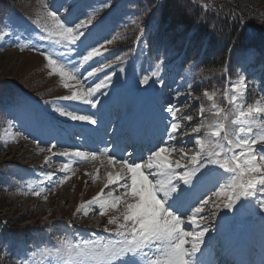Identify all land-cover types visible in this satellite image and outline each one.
Returning <instances> with one entry per match:
<instances>
[{
    "label": "rangeland",
    "instance_id": "374dc122",
    "mask_svg": "<svg viewBox=\"0 0 264 264\" xmlns=\"http://www.w3.org/2000/svg\"><path fill=\"white\" fill-rule=\"evenodd\" d=\"M68 1H70V3L73 2V15L71 17H68V19L71 20H75L77 16H79L80 20H86L89 15L93 14L94 9L99 10L102 6H104V0H50V2L49 0H21L20 3L26 9V13L29 14L31 21L24 19L23 17L18 16L15 13H8L4 17V21L0 29V32L3 33H14V35L8 36L5 39H0V77H4L7 79L23 77L25 84L34 83L35 88H43L41 94H39L40 98H42L40 106L43 107V110H39L33 113L32 110L33 107H36L35 104L33 102H26V109H23V107L25 106L24 105L20 106L16 110L17 114H14L13 111L10 113V115L15 116L8 122V125H6V129L4 130V132L1 133L2 142L8 143L9 146L7 147V150L5 152L0 154V162L6 161L7 163H9L12 166V171L15 174L23 177V179L27 183V190H21L22 192H20L15 197L13 203L3 207L0 210L1 239L3 240L4 245L14 248V253H17V255H19L18 258L21 261V264H24L25 261H27V264H96V262L92 260H88L87 262H85L84 260L81 261L80 259L77 260V257L74 255L72 256V258L66 257V251H64L63 249H61L60 252H55L49 242H46L42 246L40 245L37 249L36 245L39 244L37 242L41 238L37 240L38 237L35 235V232H32L34 235V239H32V241L35 243V245L32 242L33 247H31L22 239H11L7 231L2 233L1 230L6 228L8 231H12L17 227H24L25 225L29 227H35V225H38V223L47 220L51 216H53L54 218L62 216L63 220L60 221L61 224L57 225V227L61 231H69L71 233L72 230H74V232H72L74 233V235L78 234V232L82 234L86 230V227H83L81 225H74L75 227L70 226L69 224H67L68 221L66 222L67 217H72V211H76V209L81 204H85L92 209L98 208V205L87 204V202L92 200L96 194V190L94 191L92 188V183L96 184L97 178L99 176H104L106 179L99 180V183L103 184V182L105 183L107 181L108 173H112L113 175L115 174L112 172L113 166L109 167L108 163L99 162L96 164V166H94L97 168L95 173L84 175V172H81V174H76L72 179L68 178L67 180H64V182L61 184L60 181L65 176H68L67 174H65V172H63L62 175H58V173L55 171L53 172L52 169H43V166L40 168L42 162L45 160V157H47L45 155H48L49 153L37 151V145L26 143L27 145L24 146L21 143H17L16 141H14L15 139L11 138L15 136L14 129L21 121L20 118L25 116L23 120L26 123H30L31 120L34 119L35 115H38L40 113L43 114L42 116L45 119L49 120L54 116L55 118L57 117L55 119L53 127L50 128L51 136L57 137L58 134L61 133L60 126L62 124L60 122H62V120L64 119L70 120L69 118L60 115V113L56 110L58 107H66L68 110H76L77 114L111 115L113 113H116L121 115L123 113L122 115H124L125 112L129 110L128 108L124 107V103L127 102L125 105L127 107H130V104L135 105V99L127 100V97L119 98L117 95L113 94V89L118 90L117 87H121L120 85L126 82L128 73L130 71L133 72L131 85L136 87L137 84H142L144 87H146L147 90H145V92H147L148 94L154 93V91L156 92L155 87L163 81H165L168 85H172V89H174L175 91L174 93L178 94L179 91L177 90V80L181 79L183 81H186L188 78V76L186 77L181 73L178 67H173L172 70H169L165 69L163 64L161 63V70L157 75L155 83L153 84L151 81H149L147 84L142 83L145 78L149 77L151 72H155L156 67L153 65L158 62L148 61L145 56L144 42L140 41L138 43V46L136 45L137 41L135 44L132 43L133 39L136 36H141L140 30L142 31L144 26L151 25L153 23L152 18L149 17L148 5L145 4L138 6L139 2H142L141 0H108L109 7L107 8V11H110L104 17L100 16L103 12L100 13L98 11L96 13V19L93 20L92 25H89L91 34L94 32V36L92 37V39H90L89 37L87 41V44L90 47H96L98 45L97 43H99L100 40L107 41L99 45V47L101 45L104 46V48L102 49V55L94 57V59L87 65H78V61L81 59V56L77 55V53L86 54V50H90V47L88 49H85L84 46L81 45L78 41L77 45L71 46L76 48H72L73 51L72 53L68 54L67 60L70 61L69 67H71L72 65H76V70L80 74L85 73L87 75V72L90 71L92 67H102V71L96 73V75L93 77H89L91 82L93 83H99L104 79L105 75L111 76L112 79L110 82H108L107 88L102 89L97 95H95V100L99 101L96 108H91L90 106L84 105L81 102H68L60 100L59 97L63 95H69L70 91L63 88L58 75L49 74L50 69L47 67V62L41 55V52H56L58 54V57H64V55L66 54L64 50H57L59 47L63 48L64 45L58 46L56 43H54L57 37H53L51 40L47 41H40L39 35L46 34L41 31L42 25L44 23L43 17L45 14V9L43 6L45 4H53L55 8L60 7L59 9H61L62 5H64L65 2ZM91 4L93 6H90ZM69 6L70 4L67 7L62 8V11L64 12V15H66V17L68 16L67 9ZM50 10L56 12L58 11V9ZM81 12H83L84 14L80 15ZM37 19L40 20L39 25L34 23V21H36ZM76 22L78 23L79 20H76ZM95 24L99 25L98 30L97 28H95L94 30L92 29ZM49 25L51 26L50 21ZM101 26L104 27L103 32H101ZM96 30L97 32H95ZM17 36L21 38L17 40ZM94 37L97 38V41L96 43H91ZM108 41L111 42L108 43ZM21 45H27L23 51L19 50V47ZM148 46L150 52L155 56L158 52V50L156 49L157 45L156 47L153 44ZM246 55H248L249 58H247ZM254 57V55L252 56L250 55V53H246L237 60V65L235 66V74L233 78L227 82V85L225 87V92L227 91L229 92V95H231L233 84H238L240 82V78H244L243 84L241 85L242 97L235 102L236 104H242L243 107L237 109L234 103H230L227 115H224L227 119V131L229 132L235 131L233 127L235 124L233 123V121L244 119L238 115L239 112H243L248 118L247 120H245V123H250L251 117L260 115L255 111V109L257 107L264 108V64L261 71H259V68L262 64H258L257 66H253L251 68V64L256 62L254 61ZM105 64L109 65V67H103V65ZM175 64H177V61H175ZM213 76L214 75L211 73L204 74L203 71L198 70L195 72V85L198 86L201 80ZM71 82L75 81H69V83ZM44 86H46L48 89H45ZM129 88L131 87L128 86L127 89ZM126 92L127 94H131L132 91ZM188 92H190L189 94H187L188 101L183 103L184 100H181L177 104H174V108H179V111L182 112L183 115L182 119L178 116L176 120L180 125V129L182 130V132L176 134V138L184 135L186 136V140L189 141L188 135L192 134L190 140L195 141V138L198 137L199 132H194L193 129L200 127L201 130H203L211 125H215L218 119L216 115H213L212 113L214 112L213 109H216L217 111V108L213 107V99L209 100L204 96L205 91H200L199 94L194 92L195 96L192 95V92L190 90H188ZM225 92L224 97L227 101H229L225 96ZM174 93H166V95L171 96L174 95ZM140 95L141 94L137 93L134 96L139 97ZM196 99L199 101H203V99L209 101V105L206 107V109L207 113H210L211 115H202V113L199 112L201 108L204 107H195L196 104L193 103ZM21 100L22 98H19V101ZM140 100L143 101L142 109H150V111H152L160 107L159 105L157 106V104L159 103V100L157 101V96L143 95L142 97H140ZM257 101H259V104H257ZM134 105H132V107L130 108H133ZM190 107H192V109H190ZM164 109L165 107H163L161 111L162 114L166 115ZM49 115L52 116L50 117ZM175 115H179V113L176 111ZM200 115H202L201 118ZM235 115L236 118L233 117ZM188 116H191L190 121L187 119ZM230 117H233V120L228 121V118ZM167 120L172 122L173 118H167ZM213 121L215 122L213 123ZM128 123H130V121L123 124L121 129L126 128L128 126L126 124ZM74 131L77 130L68 128L65 132H62L61 136L67 138L68 136L72 135ZM165 136L168 141V146L171 147L167 135ZM204 137L207 138V134H204ZM23 138H25V136L20 137L18 141L22 140ZM117 138L120 137L117 136ZM161 147H163V145ZM176 147L178 149L180 145L177 143ZM256 147L260 146L257 145ZM155 148H153V150ZM190 150V153L196 154V152L199 150V147L197 145L192 146ZM237 151L239 150L237 149ZM42 153L44 155H42V158L38 160L37 157ZM11 155L15 160H20V162L17 161V163H15L9 160V157ZM173 156L174 154L170 156L172 157L171 159L176 160ZM176 157H180V153H177ZM187 163L188 161L185 160V162L182 164ZM104 166H106L107 168H104ZM44 167L47 168V165H44ZM58 169L61 170L62 168L58 167ZM215 174L216 177H218V173H215L213 171L211 176H214V179L203 180V182L214 186L215 184H217V182H220L219 177L218 181L216 180ZM51 175H53V178L49 179ZM224 179L228 181V177H225ZM115 187V185L108 186V188H111L113 190H116L114 189ZM213 191L214 189L211 190V192ZM34 192H39L40 195H35L33 194ZM99 192H101V189L97 190V193ZM121 194H123V189H121ZM209 196L211 195L208 194V197ZM259 200L263 201V199L261 200L260 197ZM260 201H255L254 206L256 207V205H259ZM238 204L245 207H252L251 201H242ZM121 208L124 211L123 206L119 207V209L117 210H108V215L103 216L104 226H106L107 228L115 227V225H109L108 223H105L107 222V220L105 221V219L113 215L118 216L121 212H123L122 210L120 211ZM89 210V208H83L82 211H80L81 217H83L85 211L88 212ZM212 210L214 211L215 208L209 210L208 217L211 216ZM20 216H27L29 217V219L20 223H14L11 221L13 224V226L11 227L4 223L7 220H12ZM94 217L96 219L97 214H95ZM255 217L257 219L256 233L261 238V240H257V244L255 247H262L264 246V211L262 217ZM96 220V223L98 224L99 219ZM91 223L92 222L90 220L88 222H84V224L88 225H90ZM1 225H4L5 228ZM224 228L225 227L220 228V232L223 231ZM98 229H100L101 232L106 235L107 233L111 232L105 231V227L103 226L99 227ZM192 230H194V228L190 231ZM48 233L49 230H46L45 232H43L42 236H46L48 235ZM102 238L103 239L101 242L104 243H115L120 239V237H117L115 240V238L113 236H110V234L107 235V238ZM44 239L45 241L48 240V238ZM60 241H66L69 244L80 243L79 239H71V242H69L66 238L61 237L60 239L57 238V244H59V247H61ZM33 251L34 253L36 252L35 255L32 254ZM51 253H55L57 260L55 258L54 259L56 260V262H54V259H52V256L50 255ZM38 255L41 256L40 259H37L35 257ZM2 257L3 256L1 255L0 258L2 259Z\"/></svg>",
    "mask_w": 264,
    "mask_h": 264
},
{
    "label": "snow or ice",
    "instance_id": "6c2138e0",
    "mask_svg": "<svg viewBox=\"0 0 264 264\" xmlns=\"http://www.w3.org/2000/svg\"><path fill=\"white\" fill-rule=\"evenodd\" d=\"M43 7L45 14L41 31L46 34L39 35V40L47 41L57 37L54 42L63 43L67 48L64 57L53 58L50 53L41 52L50 69L49 74L58 75L63 88L70 91L69 95H63L59 99L81 102L96 108L99 103L95 100L96 93L107 87L112 77L105 75L104 79L96 83L94 87L88 86L85 89L76 65L69 67L70 61L67 57L73 51L71 46L77 45L78 41L85 49L90 47L87 44L91 35L89 25H92L93 20L96 19V13L99 10L94 9L93 14L86 20H80L79 16L75 20H69L68 17L73 15L72 6L68 7V16L64 19L56 11L50 10L51 5L45 4ZM104 7H109L108 0H104ZM204 7L208 6L204 5ZM83 14V12L80 13V15ZM76 20L79 22L77 23ZM34 23L39 25L40 20L37 19ZM11 35L14 33L0 32V39ZM20 38L17 36V40ZM26 46L21 45L19 50L23 51ZM103 48V45L92 46L90 50H86V54L77 53L81 56L78 64L87 65L94 57L102 55ZM103 67H109V65L105 64ZM102 70V67H92L87 72V77H93ZM243 79L241 77L238 84H233L231 95L225 92L229 102L234 103L237 109L243 107L242 104L235 103L242 97ZM69 81H75V84ZM148 82V78L142 81L144 84ZM214 95V92L209 93L207 90L204 92V96L209 100H212ZM213 107L217 106L214 104ZM56 110L71 121L86 122L88 125L98 123L94 114H77L76 110H68L66 107H58ZM167 111L172 115L173 120L170 125L165 126L164 132L168 140L173 141L180 129L174 114L178 109L169 107ZM222 111L217 108L215 114L220 117V121L209 126L207 138H195V144L199 147L195 155L188 157L181 150V159L187 160V164H182L181 160L170 159L175 148L169 146H157L154 150L150 149L146 163H137L131 155L127 158L124 156L117 158L107 149L92 152L79 150L69 152L65 149L56 153L53 152V149L57 147L56 144L47 148L52 156L58 155L70 159L76 157L80 162L94 161L105 156L109 165L118 164L121 169L115 175L108 173L105 188L115 185L123 189V195H113V192H109L107 198H104L102 189L96 197L87 202L88 205H98L101 216L108 215L109 209L115 210L119 205H123L124 211L118 216L109 217L107 221L109 225L116 226L114 231L120 237L119 240L115 243L83 240L77 244L60 241L61 248L56 251L60 252L63 249L69 258H72L75 253L76 257L83 258L85 262L92 260L96 264H202L197 254L202 251L201 245L209 228L202 227L198 217L200 220L205 219L201 214L209 202L212 201L217 209L220 207L232 209L237 203L250 201L257 193H264V108L255 109L260 115L251 117L250 123H245L248 118L243 112H239L238 115L244 119L233 121L238 125L235 132L227 131L226 126L221 122L226 119V116H221ZM187 119L190 121L191 116ZM193 131L200 132L201 128H194ZM258 144L260 147H256ZM45 150L40 148V152ZM48 159L49 157H45L46 162ZM213 169L222 170L228 177L227 183L217 182L219 190L213 193L216 200L212 197L198 198L189 203L192 191L204 179L212 175ZM62 171H69V164H63ZM66 179H68L67 176L60 183L62 184ZM33 194L40 195L39 192ZM84 207L85 205L81 204L77 211ZM259 207L264 210V201H260ZM87 214L85 211L84 215ZM185 215L188 223L199 230L186 231L182 227L185 223L183 219ZM105 231L109 229L106 227ZM24 264H27V261Z\"/></svg>",
    "mask_w": 264,
    "mask_h": 264
},
{
    "label": "trees",
    "instance_id": "16d2710c",
    "mask_svg": "<svg viewBox=\"0 0 264 264\" xmlns=\"http://www.w3.org/2000/svg\"><path fill=\"white\" fill-rule=\"evenodd\" d=\"M20 1L0 0V17L9 9L21 10ZM158 5L157 15L170 25L167 29L205 68L223 64L231 46L238 50L263 45L264 0H161ZM0 264L9 262L0 258Z\"/></svg>",
    "mask_w": 264,
    "mask_h": 264
},
{
    "label": "bare ground",
    "instance_id": "6f19581e",
    "mask_svg": "<svg viewBox=\"0 0 264 264\" xmlns=\"http://www.w3.org/2000/svg\"><path fill=\"white\" fill-rule=\"evenodd\" d=\"M162 96H164V94L163 95H161V96H157V101L158 100H161V97ZM115 99V98H114ZM127 102H125L124 103V107L125 108H128L129 110L127 111V112H125V114L124 115H120V114H116V113H113V114H111V115H115V117H112L110 120H109V123H108V127H113L114 125H116V120H117V118H119V117H125V115H129V113L131 112V110L134 108H130V107H132V105H134V104H130V107H127L125 104H126ZM159 104H157V106H158ZM160 106V105H159ZM121 107V106H120ZM122 108V107H121ZM120 108V109H121ZM163 108V106H160L158 109H155V110H152L151 111V113H152V122L153 123H156L157 122V120L159 119V117H160V115H162V111H161V109ZM133 119H131V120H122V122H121V125L123 126V124H125V123H127L128 121H132ZM129 124L130 123H128V124H126V125H128L129 126ZM148 125H149V123H148ZM122 126H121V128H122ZM127 126V127H128ZM127 127L126 128H123V129H121V128H118V130L117 131H119V133H125V129H127ZM146 127H147V123H145V125H144V129H146ZM155 131V133L157 134V129H154ZM151 133H153V131L151 130V129H149V126H148V129H147V131H146V135L148 136V135H150ZM117 136H118V134L116 133L115 135H114V137L112 138V142H116V140H118L119 138H117ZM158 138L160 139V143H158V144H155L151 149L153 150V148H155V147H157V146H168V141L167 142H164V140L166 139V136H164L163 137V135H160V134H158ZM145 143H146V139H144L143 141H142V146L143 147H145ZM140 150V149H139ZM111 154L112 155H114V156H116L117 158H119V156H118V154L117 153H114V152H111ZM150 155V149L149 150H145V148H144V150H143V152H142V154H141V156H142V158H145L146 160H147V157ZM99 162H101V163H107V159H106V157L105 156H101L98 160H97V162H94L93 163V166H96V164L97 163H99ZM109 167H112L113 165H108ZM196 188H198V185H197V187ZM195 188V189H196ZM194 189V190H195ZM193 194V191H192V193L190 194V195H192ZM193 197L195 198V199H197V198H199L200 197V195L195 191V193L193 194ZM189 203H190V201H189ZM186 216V215H185ZM184 216V217H185ZM182 227H184L185 229L186 228H189V223H188V221L184 224V225H182ZM99 232V230H97V231H94V233H98ZM208 257V256H207ZM206 257V258H207ZM208 259H210V257H208Z\"/></svg>",
    "mask_w": 264,
    "mask_h": 264
}]
</instances>
